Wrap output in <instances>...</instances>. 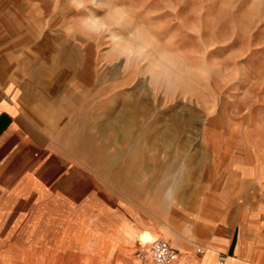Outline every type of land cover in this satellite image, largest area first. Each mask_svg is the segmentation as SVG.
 <instances>
[{
  "label": "rangeland",
  "instance_id": "1",
  "mask_svg": "<svg viewBox=\"0 0 264 264\" xmlns=\"http://www.w3.org/2000/svg\"><path fill=\"white\" fill-rule=\"evenodd\" d=\"M0 43L46 97L66 192L18 206L0 264H139L138 235L184 230L222 173L264 163V0H0Z\"/></svg>",
  "mask_w": 264,
  "mask_h": 264
},
{
  "label": "crops",
  "instance_id": "2",
  "mask_svg": "<svg viewBox=\"0 0 264 264\" xmlns=\"http://www.w3.org/2000/svg\"><path fill=\"white\" fill-rule=\"evenodd\" d=\"M20 76L12 56L2 53L0 249L4 248L3 252L12 248L11 242L20 222L16 219V210L28 196L34 195L37 200L35 205L44 209L54 194L57 201L63 204L66 193L64 165L61 164L63 160L58 157L56 163L50 160L49 143L46 134L42 132L55 129L56 122L54 118L50 119L51 112L44 107L46 97L37 90L34 94L30 90L31 80H23ZM62 78L51 75L50 80L59 82ZM84 83L83 92H90L94 81L90 79ZM59 92L58 89L53 90L52 97L58 98ZM129 137L130 128L123 129L121 140H135ZM118 138L120 136L113 140L118 141ZM51 164H56V167ZM223 174L226 178L223 186H218L216 180L208 187V199H202L200 207L192 209L184 230L176 227L170 230L152 228L154 233H148L157 237L147 243L162 238L176 249L177 257L173 264H264V163H256L254 167L243 170L232 169ZM215 177L219 179L221 176L219 174ZM55 186L60 189L54 191ZM75 186L73 183L69 193L74 203L81 194L80 185ZM115 236L108 240L113 245L110 247H118V250L123 251L121 240ZM141 238V234L138 235L137 241H141ZM196 242L199 243L197 247L204 249L203 253H197V247L194 246ZM128 247L132 251V242ZM219 254L226 255L223 262L218 261ZM141 261L138 263L150 264L148 259Z\"/></svg>",
  "mask_w": 264,
  "mask_h": 264
},
{
  "label": "built area",
  "instance_id": "3",
  "mask_svg": "<svg viewBox=\"0 0 264 264\" xmlns=\"http://www.w3.org/2000/svg\"><path fill=\"white\" fill-rule=\"evenodd\" d=\"M139 246H141L138 252L139 257L142 259H150L153 264H173L177 257L176 249L162 238L151 241L147 246L142 244H139ZM196 251L197 253H203L204 249L197 247ZM225 259V254L218 255V261L223 262Z\"/></svg>",
  "mask_w": 264,
  "mask_h": 264
},
{
  "label": "bare ground",
  "instance_id": "4",
  "mask_svg": "<svg viewBox=\"0 0 264 264\" xmlns=\"http://www.w3.org/2000/svg\"><path fill=\"white\" fill-rule=\"evenodd\" d=\"M119 117H120V116H119ZM133 118H134V117H133ZM123 119H124V117H123V116H122V117H120V121H122V122L125 124V123H126V121L124 122V120H123ZM138 120H139V119H138ZM133 124H136V123L134 122V123H132V125H133ZM131 127H132V126H131ZM129 128H130V127H129ZM132 128H133V127H132ZM130 137H133V132H132V134L130 135ZM130 137H129V138H130ZM169 141H170V140H169ZM138 243H139V244H142V242H141V241H138ZM142 245H143V244H142Z\"/></svg>",
  "mask_w": 264,
  "mask_h": 264
}]
</instances>
